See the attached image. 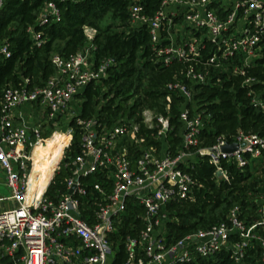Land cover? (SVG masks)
Here are the masks:
<instances>
[{"label": "built area", "instance_id": "obj_1", "mask_svg": "<svg viewBox=\"0 0 264 264\" xmlns=\"http://www.w3.org/2000/svg\"><path fill=\"white\" fill-rule=\"evenodd\" d=\"M4 2L0 0V10ZM44 8L38 25L60 19L54 2L46 1ZM127 13L131 27L147 30L153 64L184 66L164 85L165 114L144 107L139 119L124 116L113 123L97 115H78L67 119L74 125L68 123L65 133L57 129L76 95L89 83L106 78L116 65L112 57L94 60L97 30L87 25L85 45L68 57L53 55L55 73L43 84L24 77L18 87L6 86L0 100V182L10 195L0 202L12 206H0V256L14 264H110L115 243L121 240L124 264H179L221 250H229L239 262L255 239L264 264V195L261 234L255 231L256 223L248 226L239 218L234 206L226 221L174 242L166 238L172 219L169 205L194 200L198 182L185 168L196 156H207L217 179L227 180L221 160L242 168L264 154V135L241 130L230 141L218 136L212 146L199 147L203 117L193 101L197 84H220L223 76L242 77L241 86L254 82L246 75L264 48V0H128ZM27 32L37 46L43 43L33 26ZM0 55H10L6 42L0 43ZM248 95L251 105L264 112V97L252 89ZM173 103L182 133L172 151L167 136L175 127L169 116ZM75 129L78 151L65 161ZM147 131L157 144H147ZM56 134L66 136L60 157L48 180L35 182L37 151ZM234 143L236 150L222 151ZM61 163L70 174L64 191L57 189L53 199L47 191ZM128 210L141 228L133 236L114 238ZM232 236L237 237L235 242Z\"/></svg>", "mask_w": 264, "mask_h": 264}, {"label": "trees", "instance_id": "obj_2", "mask_svg": "<svg viewBox=\"0 0 264 264\" xmlns=\"http://www.w3.org/2000/svg\"><path fill=\"white\" fill-rule=\"evenodd\" d=\"M46 1L54 2L60 9V19L38 25V15ZM127 5L128 0H5L0 10V43L8 44L10 55H0V100L6 86L18 87L24 77L30 78L34 84H43L55 73L51 62L53 55L68 57L85 45L83 26L87 25L97 30L94 60L98 62L103 57H112L116 65L109 70L106 78L99 83H89L76 95V99L80 100L79 116L88 118L97 115L105 122L113 123L124 116L139 119L144 107L165 114L164 85L184 66L178 62L169 66L152 63L149 34L144 28L129 25ZM107 13L119 19L121 24L117 28L99 26V21ZM28 26L41 32L44 41L40 46L33 42L27 32ZM246 76L253 78L254 82L241 86L242 77L223 76L220 84L194 86L193 101L203 117L199 147L212 146L218 136L230 141L238 130L264 135V112L251 105L248 95L252 89L264 97V48L262 56L253 62ZM178 115L179 110L173 103L169 116L175 127L167 136L172 151L181 141L182 126ZM69 124L73 126V120ZM147 132V144H157L151 131ZM65 143L66 136L63 135L52 147L49 160L38 179L40 183L48 180ZM78 146L79 133L75 129L65 161L78 151ZM189 165L185 169L197 180L198 187L193 191V201L169 205L172 219L167 222V242L226 221L234 206H238L239 218L248 226L257 220L250 214L246 215L245 211L251 210L262 217L259 209L264 195V154L250 159L242 168L234 161L221 160L222 168L227 171V180L217 179L215 167L207 156H196ZM69 174V167L61 163L47 191L49 197L55 199L57 189L64 191V180ZM140 211L136 207L135 212ZM133 214L131 210L127 211L126 220L114 238L127 234L133 236L141 228L140 221H133ZM255 231L258 234L263 232L260 226ZM236 240V236L231 237L232 242ZM115 247L117 251L110 264H124L126 253L123 242L119 240ZM260 256L259 242L253 239L239 262L233 259L229 250H221L212 257L197 256L190 262L179 264H261ZM0 264L14 262L8 256H0Z\"/></svg>", "mask_w": 264, "mask_h": 264}, {"label": "rangeland", "instance_id": "obj_3", "mask_svg": "<svg viewBox=\"0 0 264 264\" xmlns=\"http://www.w3.org/2000/svg\"><path fill=\"white\" fill-rule=\"evenodd\" d=\"M45 12V8L44 6L41 8L40 12H39V15L41 13ZM38 15V16H39ZM120 21L118 18L114 17L111 13H107L100 21H99V26L100 27H106V26H112L113 28H117L119 25H120ZM164 104H165V100H164ZM79 111H80V100L79 99H76L73 100L70 104V107L67 111V116H66V119H62V120H59L58 122V125H57V129L59 130H62L64 133L67 129V119L68 118H71L73 116H78L79 115ZM63 137L62 134L58 135L56 134L51 140H48V142L54 146L61 138ZM50 154L48 153L47 155H43L41 154L40 152L37 151V160H36V166L39 168L40 171H42V168H43V163H45V165L47 164L48 160H49V156ZM65 156H67V152H65ZM34 178H35V174H34ZM10 195V191L9 189L2 183L0 182V198H4L6 196H9ZM2 202H0V206L2 207H6V208H9L11 207V203L10 202H7V201H3L1 200ZM246 215H251L253 217H256V224L258 226H260L261 228H263V225L261 224L262 222V217H258L256 216L251 210H247L245 211ZM117 251V247L113 248V251L111 253V257L114 256V254L116 253Z\"/></svg>", "mask_w": 264, "mask_h": 264}, {"label": "bare ground", "instance_id": "obj_4", "mask_svg": "<svg viewBox=\"0 0 264 264\" xmlns=\"http://www.w3.org/2000/svg\"><path fill=\"white\" fill-rule=\"evenodd\" d=\"M52 145L49 143V142H47V145H46V147H44V148H39L38 149V152H40L41 154H43V155H47L48 153L50 154L51 153V150H52ZM45 167V163H43V168ZM41 172L42 171H39V175L38 176H36L34 179H35V182H38V179H39V177H40V174H41Z\"/></svg>", "mask_w": 264, "mask_h": 264}, {"label": "water", "instance_id": "obj_5", "mask_svg": "<svg viewBox=\"0 0 264 264\" xmlns=\"http://www.w3.org/2000/svg\"><path fill=\"white\" fill-rule=\"evenodd\" d=\"M237 148H238V144H236V143H234V144H227V145H224L222 147V151L227 152V153H231L234 150H236ZM69 191H71V189Z\"/></svg>", "mask_w": 264, "mask_h": 264}, {"label": "crops", "instance_id": "obj_6", "mask_svg": "<svg viewBox=\"0 0 264 264\" xmlns=\"http://www.w3.org/2000/svg\"><path fill=\"white\" fill-rule=\"evenodd\" d=\"M39 171V168L36 166L34 171L35 177L39 175Z\"/></svg>", "mask_w": 264, "mask_h": 264}]
</instances>
